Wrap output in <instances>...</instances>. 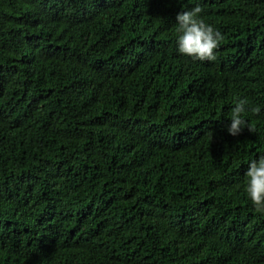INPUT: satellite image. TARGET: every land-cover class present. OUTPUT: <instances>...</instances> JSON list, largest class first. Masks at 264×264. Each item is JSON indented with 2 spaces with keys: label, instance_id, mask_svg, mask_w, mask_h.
Instances as JSON below:
<instances>
[{
  "label": "trees",
  "instance_id": "1",
  "mask_svg": "<svg viewBox=\"0 0 264 264\" xmlns=\"http://www.w3.org/2000/svg\"><path fill=\"white\" fill-rule=\"evenodd\" d=\"M261 155L264 0H0V264H264Z\"/></svg>",
  "mask_w": 264,
  "mask_h": 264
},
{
  "label": "clouds",
  "instance_id": "2",
  "mask_svg": "<svg viewBox=\"0 0 264 264\" xmlns=\"http://www.w3.org/2000/svg\"><path fill=\"white\" fill-rule=\"evenodd\" d=\"M202 11L203 9L197 5L191 10H182L177 13L178 51L201 61H214L216 59L215 50L223 36L212 25L199 18ZM247 103L246 99H237L231 109V123L227 129L230 135H239L245 126L249 131H254L248 121L242 118ZM251 110L254 113L260 111L259 108ZM245 177L247 178L245 191L248 197L255 210L264 213V155L249 163Z\"/></svg>",
  "mask_w": 264,
  "mask_h": 264
}]
</instances>
